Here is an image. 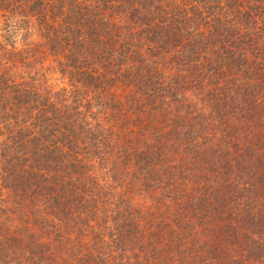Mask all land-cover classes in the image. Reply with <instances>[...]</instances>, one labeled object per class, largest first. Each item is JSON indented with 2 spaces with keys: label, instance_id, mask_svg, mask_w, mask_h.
Wrapping results in <instances>:
<instances>
[{
  "label": "trees",
  "instance_id": "obj_1",
  "mask_svg": "<svg viewBox=\"0 0 264 264\" xmlns=\"http://www.w3.org/2000/svg\"><path fill=\"white\" fill-rule=\"evenodd\" d=\"M0 64V264H264V0H0Z\"/></svg>",
  "mask_w": 264,
  "mask_h": 264
},
{
  "label": "rangeland",
  "instance_id": "obj_2",
  "mask_svg": "<svg viewBox=\"0 0 264 264\" xmlns=\"http://www.w3.org/2000/svg\"><path fill=\"white\" fill-rule=\"evenodd\" d=\"M21 46H22V44H19V45H18L19 48H22ZM16 47H17V45H16ZM25 47H26V46H25ZM24 53H25V52H24ZM29 60H30V59H29ZM43 62H44V61H43ZM3 64H4V63H3ZM3 64H2V65H3ZM39 64H40V63H39ZM2 65L0 64V66H2ZM4 65H6V64H4ZM24 66H25V65H24ZM12 68H13V67H12ZM12 68H11L10 70H12V72H14L13 74H15V73H16V74H17V73H21L20 70H21V68H23V65H21L20 68L17 67V69H15V71H13L14 69H12ZM16 79L19 80L20 77L16 75ZM192 247H193V245H191V248H192Z\"/></svg>",
  "mask_w": 264,
  "mask_h": 264
}]
</instances>
